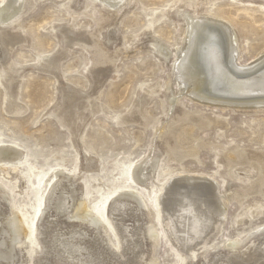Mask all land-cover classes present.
<instances>
[{
	"label": "rangeland",
	"instance_id": "374dc122",
	"mask_svg": "<svg viewBox=\"0 0 264 264\" xmlns=\"http://www.w3.org/2000/svg\"><path fill=\"white\" fill-rule=\"evenodd\" d=\"M62 1L30 0L29 3H25L22 12L27 9V13L19 19L16 28L20 25L19 29L26 36L23 33L22 35L28 40L27 46H17L15 40L10 42L11 50H7L5 43L0 45L1 65H4L7 59H13L17 64H22L19 75L14 74L13 79L9 81L6 77H2L4 72L0 71V79L3 78L0 80V139L5 143L16 142L23 157L27 156L29 161L44 169L49 165L60 163L63 168L57 167L55 171L62 170L63 173L59 174L55 181H61L63 185L69 184L66 187L67 192L74 189V199L85 204L104 224L107 222L104 215L109 207L107 199L114 195L111 191L117 188L113 189L103 183L118 184V180L111 178L113 175L117 176L118 170L115 163L126 158L127 155H131L132 158L139 157L140 160L149 155L150 151L152 154L163 152L162 145L158 138H155L158 120H162L166 115L158 95V90L161 94L162 91L159 88L151 93L150 85L156 88V85L165 78L168 70L160 64L151 43H154L153 40L157 38L166 44L175 42L176 30L172 24L174 18L162 16L173 0H133L128 7L124 6L119 14L106 25L105 30H102V37H100L104 52L109 53L114 58V62L97 65L89 78L84 77L87 70L79 72L83 68L84 56L89 57V53L80 51L72 43L61 42L59 45L56 41V39L60 41L62 29L69 27L65 20L67 17L59 7ZM201 1L199 0L196 6V12L205 7L209 8ZM72 2L69 4L71 11L81 10L82 0ZM63 4L66 2L63 1ZM234 4L225 1L221 6L214 7L212 12L228 19L237 29L244 46L242 62L244 65H249L253 59L261 60L260 54L264 50V11L255 7L246 8L241 3L236 6ZM129 8L132 9L131 12L126 13L125 11ZM88 22L89 18L80 14L75 20V28H77H72L73 31L70 30L69 35L87 39L88 33L83 28L90 25ZM54 25L59 26L57 38L49 29ZM146 26L151 27V33L145 31L146 33L143 32L138 38L136 35ZM92 28L93 26L87 29L90 31ZM0 32L10 33L8 29ZM152 32H155L157 36ZM126 39L127 44H125ZM5 50L7 55L3 57ZM43 52L57 56L60 62L57 68H50V71L48 68L33 65L36 53ZM4 86L12 95L8 106L3 98ZM142 91L150 95L145 93L141 106L143 114H134L136 108L132 107ZM16 96L17 100H15ZM13 100L18 105L17 108L12 107ZM184 101L186 109H202V116L209 122L203 126L195 125L192 131H187L186 135L180 137L181 141H184L182 145L186 148L187 155L179 154L171 161L165 160L167 154L164 153L160 163L163 166L170 165L173 172L211 174L217 180L220 192L228 197L220 230L210 233L205 243L197 247L195 260L197 264H203L204 259L215 254L223 258L238 259L243 256L245 258L247 254H255L260 239L246 238L264 228V187L258 189L257 186L260 181L259 166L255 163L256 161L248 160L225 169L224 165L218 166L216 161L222 159L221 156H224L227 153L226 150L229 151L231 148L264 157V111L204 109L198 107L193 101L186 99ZM92 104H94L93 107H91ZM87 107H90L89 110ZM129 111L130 115L134 114L133 120L126 121L124 116ZM186 122L173 123V131H179V127ZM184 128L190 129L188 126ZM191 150L194 153L189 152ZM219 150L223 151L218 153ZM217 153L220 154L219 157ZM73 164L77 165L76 169ZM228 174L233 178L226 176ZM237 176L242 179L234 180ZM225 179L228 182H224ZM249 181H253L252 185L255 189L248 187ZM150 182V195L139 183L132 182L130 186L145 201L147 210L150 212L146 215L156 231L161 229L163 235L159 233V238L150 248L147 238L141 233L140 236L137 234L139 210L137 211L135 203H127L128 208L125 207L121 221L123 234L130 243L131 249H127L124 245L123 255L112 258L111 253L115 248L111 247L114 241L111 234L107 233L105 237L100 231L99 237L103 239L100 241L91 225L73 216L75 205L70 202L63 215L55 214L51 204L48 208V204H41L40 209H37L32 188L25 186L18 171L7 174L0 166V187L2 188L0 189V212L3 214L18 212L26 232L17 243V246L21 248L17 250L18 261L14 264H36L39 254L44 256V251H41L44 248V242L41 245L40 239L48 242L55 238L54 236L52 238L50 229L59 231L62 239L87 248L83 253H87L89 247L95 249L99 255H102L101 251L104 252L103 255L112 264H143L146 259H152L153 264H185L187 259L179 260V256L175 254L178 248L174 250L168 243L162 225L158 224V220L156 221L155 210L150 202L158 189V169L150 176ZM236 187H239L237 191L234 190ZM2 192H8L7 200L1 197ZM37 222L41 224L40 229H37L39 226ZM79 229L83 230L82 234L68 233ZM38 230L42 232L40 238L37 235ZM237 235L243 236L241 245L232 249L224 246L228 238ZM136 243H139L140 247L136 248ZM47 257L50 260H47L48 264H77L55 254H48ZM263 262L260 261L258 264Z\"/></svg>",
	"mask_w": 264,
	"mask_h": 264
},
{
	"label": "bare ground",
	"instance_id": "6f19581e",
	"mask_svg": "<svg viewBox=\"0 0 264 264\" xmlns=\"http://www.w3.org/2000/svg\"><path fill=\"white\" fill-rule=\"evenodd\" d=\"M63 1L66 4H63ZM63 1L59 4V7L67 17L65 20L69 27L67 26L68 28L62 29V37L60 41H58L59 39H56V41L59 42V45L61 42L65 44L72 43L80 51H87L89 53V57L84 56L83 68L79 71L82 73L87 70V74H84V77L89 78L91 77L89 75L93 74L94 68L97 65L114 62V58L109 53L104 52V45L100 41L103 33L102 30H105L106 25L119 14L124 6L128 7L133 0H82V7L79 11H71L70 9L71 6L69 4L74 0ZM225 1L235 3L234 6L240 5L241 3L246 8L255 7L264 11V0H202L201 2L209 8L207 9L205 7L199 12L195 11L199 0H173L162 13V16L174 18L172 24L176 30L174 43L166 44L158 40L159 38L154 39V37V43H151L153 44L152 47L154 48L152 49L155 50V55L158 57L160 64L163 68L164 66L167 67L168 70L165 73V78L156 85V88L150 85L151 93H154L153 91H157L159 88L162 91L161 94L158 90V95L160 96L161 104L166 115L162 120H158V127L155 128V138H158L159 143L163 147V152L162 154H155V152L152 154L150 151L149 155L144 156L140 160L139 157L132 158L131 155H127L126 158L115 163V167L118 170L117 176L113 175L111 178L115 181L118 180V184L110 185L103 183V185H107L113 189L117 188L111 191L114 195L107 199L109 201V207L108 212L104 215L107 219L106 223L103 224L100 218L93 214L85 204L74 199V189H71V192H67L66 187L69 184L66 183L63 185L61 181H55L57 176L63 173L62 170L55 171L57 167L63 168L60 163L49 165L44 169L29 161L27 156L23 157L16 142L10 141L5 143L4 140L0 139V166H2L7 174L11 171H18L24 180L25 186L32 188L33 197L36 199V208L40 209L41 204H48V208L51 204V209H53L55 214L63 215L66 213L69 202L75 205L73 216L91 225L95 229V233L100 241H103L99 237L101 234L100 231L104 235L109 233L113 236L114 241L111 247L115 249L111 248L113 252H109L112 254V258L123 255L122 248L124 245H126L127 249H131L130 243H128L123 234V224L121 221L127 203H135L137 211L139 210L140 212L137 234L140 236L141 233L143 237L147 238L150 248L153 247L154 242L159 238L161 229L156 231L150 218L147 216L150 212L147 210L145 201L130 186L132 182L139 183L144 187L146 193L150 195V176L155 174L157 169L159 180L158 189L151 197L150 202L155 210L154 215L156 221L158 220V224L162 225L168 243L174 250L178 248L175 254L179 256V260L180 258H184L187 259L185 264H197L198 262L195 260L197 247L205 243L210 233L213 231L217 232L221 228L228 197L220 192L217 180L211 174L207 175L206 173H190L188 171L173 172L170 165L163 166L160 163V158L164 153L167 154V159L165 160L171 161L176 159L179 154L181 156L182 154L187 155L185 153L186 148L182 145L184 141L182 142L180 137L184 134L186 135L187 131H192L195 125L203 126L209 122V120L202 116V109H186L183 104L185 102L184 99L193 101L198 107H203L204 109L219 108L220 110L231 109L233 111L241 110L247 112L264 111V50L260 54L261 60H256V62L253 59L251 64H243L242 51L244 46L237 29L232 26L228 19L212 12L214 7L221 6ZM29 2L30 0H0V31L3 29L10 31L9 34L0 32V45L5 43L7 50H11V40H15L17 46H27L28 44L27 38L24 37L26 35L19 29V24L18 28H16V24L27 13V9L23 12L22 10L25 8V3L27 4ZM130 10L132 9L129 8L125 12L130 13ZM80 14L89 18L88 23L90 25L83 28L88 33L87 39H79L69 35L70 30L73 31L72 28H75V20ZM91 26L93 28L89 31L87 28H91ZM49 29L52 35H55L57 38L59 26H50ZM145 31L151 33V27L146 26L136 36L139 38L143 32L146 33ZM152 33L157 36L155 32ZM25 40L27 41L26 44ZM125 44H127V39ZM16 45L13 46L16 47ZM152 52L154 53V51ZM3 54V57L6 56L7 51H3ZM59 63L57 56L43 52L36 53L33 65L52 69L57 68V64L59 65ZM21 67L22 64H17L13 59H7L4 65L0 64V71L4 72L2 77H6L8 81L13 79L12 76L14 74L16 76L19 75ZM4 90V102L6 101V106H8L12 95L5 89V86ZM145 93L150 95L146 91L141 92V95L138 96V100L135 101L132 107L133 109L136 108L134 114H143L141 112V106L145 98ZM62 96L64 95L62 94ZM15 100H17V96ZM15 100L11 104L12 107L17 108L18 105ZM89 108L87 107L88 110ZM73 114L72 116H74ZM134 114L130 115L129 111L124 116V119L126 121L129 119L133 120L132 116ZM181 121L188 122L181 125L179 131H173V123H180ZM184 126H188L190 129H186ZM223 150H219L218 153H221ZM226 151L227 153L221 156L222 159L216 161L218 166L224 165L225 169H229L233 164L248 160H252V162L256 161L255 163L259 166L258 173L260 179L257 186L258 189H260L259 187H264V157H259V155L255 156L251 152L245 153V151H240L236 148H231L229 151ZM189 152L194 153L192 150ZM218 153L217 155L219 157L220 154ZM73 167L76 169L77 165L73 164ZM229 177L233 178L231 176ZM241 179L238 176L234 177V180L240 181ZM223 181L225 182L227 180L225 179ZM252 183L253 181H249L248 187L253 188ZM237 188L239 187L234 188V190L237 191ZM0 189L2 188L0 187ZM7 194L8 192H2L1 197L7 200ZM144 208L145 210H143ZM219 222L220 224H218ZM37 224L39 225L37 229H40L41 224L39 222ZM261 230L258 233L253 232L254 234L251 232L253 236H247L246 238L252 239V237H256V239H260L255 254H247L245 258L243 256L239 259L236 257L223 258V256H216L215 254V256L204 259L203 264H258L260 261H264V228L262 227ZM25 233L22 217L18 212H7V214L0 212V264H14L18 261L17 250L19 251L21 247L17 246V243ZM50 233H52V238L53 236L55 237L53 241L47 242L45 239L43 241L40 239L41 245L44 242V248L41 250L44 251V256L39 254L35 261L36 264H48V254L66 257L69 261L76 262L77 264H112L103 255L104 252L101 250L102 255H99L92 247L88 248L87 253H83L87 248L80 247L77 243L62 239L59 231H51L50 229ZM68 233L82 234L83 230H72ZM37 235L40 238V235H42L41 230H38ZM106 241L108 240L106 239ZM242 241L243 236L237 235L228 238L225 244H223L232 249L241 245L243 243ZM107 245L109 246V244ZM135 247H140L139 243H136ZM140 257L142 256L140 255ZM143 264H153L152 259H146Z\"/></svg>",
	"mask_w": 264,
	"mask_h": 264
}]
</instances>
